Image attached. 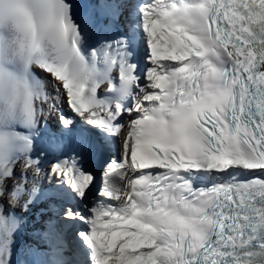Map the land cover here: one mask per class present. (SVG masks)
Here are the masks:
<instances>
[{
	"label": "snow or ice",
	"instance_id": "obj_1",
	"mask_svg": "<svg viewBox=\"0 0 264 264\" xmlns=\"http://www.w3.org/2000/svg\"><path fill=\"white\" fill-rule=\"evenodd\" d=\"M0 264H264V0H0Z\"/></svg>",
	"mask_w": 264,
	"mask_h": 264
}]
</instances>
